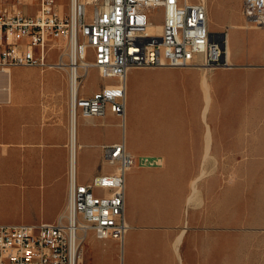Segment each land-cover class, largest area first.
<instances>
[{"label": "built area", "instance_id": "2783aa9c", "mask_svg": "<svg viewBox=\"0 0 264 264\" xmlns=\"http://www.w3.org/2000/svg\"><path fill=\"white\" fill-rule=\"evenodd\" d=\"M9 1L0 3V71L15 66L67 69L71 133L80 116L112 113L125 125L127 80L133 68L232 66L229 30H211L204 0H68L66 11L58 0ZM29 1L36 2L37 12L21 9ZM156 9L162 23L151 18ZM242 11L248 24L264 28V0H244ZM155 24L161 25L160 33L152 31ZM85 60L84 67L73 68ZM93 68L115 82L86 96L81 89ZM102 148L103 160L113 169L81 182L71 161L68 205L56 222L0 224V264H83L90 231L99 239L124 244L129 229L126 174L138 159L127 150L125 139ZM139 163L159 164V159L142 157Z\"/></svg>", "mask_w": 264, "mask_h": 264}, {"label": "crops", "instance_id": "0c3cea01", "mask_svg": "<svg viewBox=\"0 0 264 264\" xmlns=\"http://www.w3.org/2000/svg\"><path fill=\"white\" fill-rule=\"evenodd\" d=\"M248 31L264 32V28H254ZM238 50L235 56L240 57L242 54L238 55ZM57 58L56 54L51 57L52 60ZM250 61L254 64L245 66L246 71L239 69L233 73L235 78L231 83V90L226 92L224 89L228 85L225 81H220V71H213L209 74L204 67L187 68L192 71L194 84L198 86L200 93L203 77L205 74L208 77L212 94L208 117L238 118V124H236L237 119L233 118L232 129L228 131L234 137L232 144L246 140L250 148L247 152L256 153L261 142L264 148V73L262 71L264 65H258L259 60ZM25 67L41 69L36 66H15L11 69L12 71L22 70L25 73L28 70ZM137 69L171 71L178 68H133L129 74ZM42 70L44 73L36 81H26L21 76L15 82L12 77V89L9 90L8 95L4 96L0 93V192H13L39 200L33 214L35 219L28 222L16 220L5 224L56 222L66 212L68 205L72 160L70 109L69 117L66 111L67 90L70 93V77L67 69L46 68ZM93 70L98 72L96 68ZM103 86L97 87L86 96L94 95ZM49 96L57 107L51 109L50 113L47 109ZM201 98L203 102L202 94ZM80 119L84 124L96 126L103 125L105 121L104 117H78L79 151L87 149L85 152L92 159L90 176L80 180L76 172L81 182H90L96 175L105 173L101 171L99 165L101 161H104L103 145L117 143L124 139L127 150L137 159H140L141 155L153 157L145 155L154 154L164 155L166 160L163 165L159 158L157 166L163 165L164 167L161 168H142L138 166L140 163H137L129 169L126 174V218L129 229L124 244L121 245L115 239H99L90 231L85 241L91 240L94 250L91 249L90 254V249H87L86 244L84 245L83 264H86L88 253L92 255L91 264H104L106 258L101 252L104 246L115 247L120 259L116 261L113 257L112 260L117 264H122V252L125 251L127 238L132 264H185L188 234L191 230L189 219L191 205L188 204L193 181L191 155L197 152L204 154V132L201 133L198 141L192 140L191 137L187 138L186 132L182 130V132H172L160 138L156 145L153 141L157 140H151L148 141L149 146H145L144 140L140 138L139 146L134 147L127 142L126 124L123 125L121 122L122 139L106 140V133L102 129L80 131ZM182 122L184 126L185 118ZM225 134L224 130L213 126L212 153L224 152L221 148L224 145ZM170 154L188 155V163L185 162L183 167H177L176 163L167 156ZM216 168L211 172H215V178L211 184L216 189L212 200V211L214 210V216L218 217L219 209L223 206L221 198L224 191L222 177ZM132 172L136 174L134 177H132ZM128 174H131L129 179ZM171 179L174 182L172 186L169 185ZM170 196L175 202L173 211L168 209ZM134 231L137 232L133 234ZM183 231L179 251H176L177 241ZM177 254L181 256V260Z\"/></svg>", "mask_w": 264, "mask_h": 264}, {"label": "rangeland", "instance_id": "374dc122", "mask_svg": "<svg viewBox=\"0 0 264 264\" xmlns=\"http://www.w3.org/2000/svg\"><path fill=\"white\" fill-rule=\"evenodd\" d=\"M3 1L0 0V3ZM13 1L15 0H10L9 3ZM58 1L61 4L62 11H66L68 0ZM206 2L209 6L211 30L228 29L231 34L234 48V55L231 56L232 63H234L231 66L232 68L206 69L209 74L213 71L221 72L220 81H225V84L228 85L224 89L226 92L229 89L231 90V83L235 78L233 73L239 71V69L245 70V66L248 67L254 64L250 60H259L258 65H264V32L248 31L259 28L252 27V24H248L246 21L242 11L244 0H206ZM20 7L29 14L34 13L38 8L34 1L22 2ZM151 18L154 23H162L163 21L162 13L158 9L152 11ZM232 24H239L244 27L233 28L231 27ZM237 49H239L238 55L239 53L242 54L240 57L235 56ZM89 58H92V56H89ZM25 68L28 69L25 73L22 70L13 71L12 77L15 82L21 76L26 81H36L44 73V70L39 68ZM262 71L264 73V70ZM192 76V71L187 67L171 71L137 69L129 74L125 126L127 142L130 146L138 147L141 138L144 140L143 144L145 146H149L148 141L151 140H157L156 142L153 141L156 145L159 143L160 138L172 132H182V130L186 132L187 138L191 137L192 140L197 141L201 133L204 132L205 140L208 142V122L211 126V146L213 147V126L224 130L226 134L223 148H221L224 150L223 153L215 154L210 150L212 157L208 155V158L199 152L191 155L193 179L198 174V177H200L197 196L199 200H202L201 204L200 201H197L198 205H192L189 203L188 198V203L191 205L189 214L191 230L188 234L185 264H264V148L262 142L256 153L247 152L250 148H248L246 140L232 144L234 137L228 131L232 129L233 118L237 119L236 124H238L239 119L236 117H208L209 106L212 102L211 85L207 79L208 77H206V83L202 80L200 93V89L195 86ZM12 77L9 79L8 74L5 72L0 73V93L4 96H7L9 90L12 89ZM113 81L112 79H103L97 71L91 69L86 81L83 83L82 94L89 95L97 87ZM59 83L62 86V83ZM201 94L203 95V102ZM67 96L66 112L69 117L70 93L68 90ZM55 107V103L52 102L51 96H49L47 102L49 113ZM55 112L57 111L55 110ZM205 116L206 120H204ZM183 118H185L184 126ZM104 121L103 125L96 126L84 124L80 119L79 129L80 131H90L99 128L106 133V140L122 139V118L109 113L104 117ZM207 142L205 143V150H207ZM85 151L80 150L78 155V176L80 180L87 178L92 173V159ZM145 156H153L151 159L160 158V161L165 165L164 155L147 154ZM167 156L176 163L177 167H183L185 162L188 163V155L170 154ZM142 157L144 155L139 156V158ZM137 162L139 163L140 159ZM99 165L102 172L113 169V166L105 161H101ZM163 165L147 164L143 166L139 164L138 166L154 169L161 168ZM215 168L222 177L224 191L221 198L223 206L219 209L218 217H215V211H212V200L216 194V189L211 184L214 181L215 172H211ZM132 173V177H134L136 174L135 172ZM205 173L211 174H206V176ZM130 176L131 174H128V179ZM204 176L206 177L201 180ZM173 184L174 182L171 179L169 185L172 186ZM170 197L168 209L173 211L175 202L172 200V196ZM38 201L37 198L24 197L13 192H0V223L4 224L16 220L28 222L35 219L33 214L39 204ZM135 232L137 231H134L133 234ZM85 244L87 249H90L91 254V249L94 247L91 240L85 241ZM128 246L129 239L127 238L125 251L122 252L121 260L123 264H132ZM101 252L106 258L104 264H117L116 261L120 259L115 247L104 246ZM90 254H87L86 264H91L92 255ZM113 257L116 258V261L112 260Z\"/></svg>", "mask_w": 264, "mask_h": 264}, {"label": "bare ground", "instance_id": "6f19581e", "mask_svg": "<svg viewBox=\"0 0 264 264\" xmlns=\"http://www.w3.org/2000/svg\"><path fill=\"white\" fill-rule=\"evenodd\" d=\"M204 1H206V0H204ZM229 26V25H228ZM231 27H233V28H243L244 26L243 25H239V24H232L231 25ZM151 29H152V31H154V32H156V33H160V31H161V25L160 24H155V25H152L151 26ZM228 39H229V45H228V50H229V60H230V62H231V65H234V63H232V59H231V56L232 55H234V48H233V46H232V39H231V34H230V30H229V32H228ZM88 63V60H85V61H82V63H79V65L77 64V65H73V68H77L78 70H79V68L80 67H84L86 64ZM75 66V67H74ZM2 72H6V74H8V78L10 79L11 77H12V73H13V71H12V69L11 68H9V69H6V70H4V71H2ZM7 76V75H6ZM206 77L207 76H204L203 77V82L204 83H206ZM208 79V78H207ZM205 85H207V84H205ZM205 85H202L203 87H205ZM202 87V88H203ZM211 87V86H210ZM205 88H207V87H205ZM209 94V93H208ZM210 96V95H209ZM212 99V98H211ZM211 101V100H210ZM207 102H208V100H207ZM210 104V103H209ZM210 107V106H209ZM204 110H205V108H204ZM207 110V109H206ZM204 114H205V111H204ZM203 115V114H202ZM204 120H206V116L204 117ZM126 124V123H125ZM207 126H208V142L205 140V143L207 142V150H205L206 151V153H204V157H207L208 158V155H210V150H212L211 149V126H210V123H208L207 122ZM207 132V131H206ZM206 145V144H205ZM78 155H79V141H78V127H77V123H75L74 121H73V127H72V133H71V160H72V167H73V169H74V172L76 173H78ZM211 156V155H210ZM209 156V157H210ZM203 157V158H204ZM212 157V156H211ZM211 157H210V159H211ZM205 159V158H204ZM210 159H208V160H210ZM214 159H216L215 157H214ZM207 160V159H206ZM205 160V162H207ZM215 162V161H214ZM206 164V163H205ZM214 165V164H213ZM206 171V170H205ZM202 173V172H201ZM200 173V174H201ZM204 173V172H203ZM207 173H205V175H206ZM202 175V174H201ZM203 176V175H202ZM201 176V177H202ZM199 179H200V177H196L195 179H193V181H192V188H193V193H192V195L190 196V198H189V203L190 204H192V205H196L197 203V201H200V204H201V200L202 199H198L199 197L197 196V193H198V190H199V186H198V181H199ZM200 196V195H199ZM202 198V197H201ZM188 203V204H189ZM198 205V204H197ZM183 230H185V229H183ZM183 234H184V231H183V233L181 234V236L179 237V239H178V241H177V244H176V251H179V244L181 243V238L183 237ZM178 253H180V252H178ZM178 256H179V254H177ZM182 255V254H181ZM180 257V260H181V256H179ZM123 264V263H122Z\"/></svg>", "mask_w": 264, "mask_h": 264}]
</instances>
